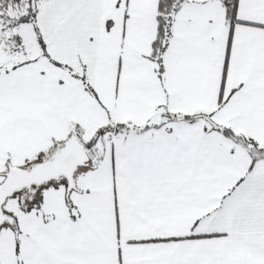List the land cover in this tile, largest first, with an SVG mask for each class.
I'll list each match as a JSON object with an SVG mask.
<instances>
[{
	"label": "snow or ice",
	"instance_id": "1",
	"mask_svg": "<svg viewBox=\"0 0 264 264\" xmlns=\"http://www.w3.org/2000/svg\"><path fill=\"white\" fill-rule=\"evenodd\" d=\"M0 264H264V0H0Z\"/></svg>",
	"mask_w": 264,
	"mask_h": 264
}]
</instances>
